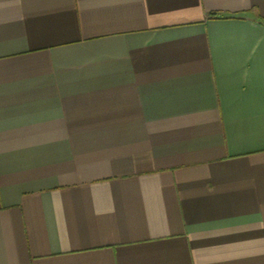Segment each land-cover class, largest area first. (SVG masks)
<instances>
[{"label":"crops","instance_id":"crops-1","mask_svg":"<svg viewBox=\"0 0 264 264\" xmlns=\"http://www.w3.org/2000/svg\"><path fill=\"white\" fill-rule=\"evenodd\" d=\"M0 264H264V0H0Z\"/></svg>","mask_w":264,"mask_h":264}]
</instances>
